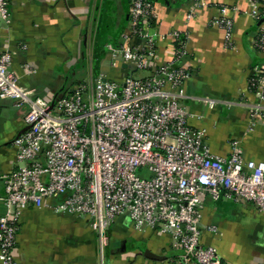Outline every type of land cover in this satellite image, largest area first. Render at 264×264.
Listing matches in <instances>:
<instances>
[{
	"label": "built area",
	"instance_id": "built-area-1",
	"mask_svg": "<svg viewBox=\"0 0 264 264\" xmlns=\"http://www.w3.org/2000/svg\"><path fill=\"white\" fill-rule=\"evenodd\" d=\"M199 2L200 0H196ZM236 10V8H235ZM264 0H252L250 14L262 21L253 39L264 57ZM223 6L214 24L232 45L233 19ZM248 13V12H246ZM10 1L0 0V21L10 22ZM150 0H132L129 24L119 47L107 45L110 65L151 70L150 76L109 79L101 74L61 92L52 102L21 85L12 53L0 51V100L25 109L29 127L13 141L18 168L2 176L5 212L0 217V263L20 264L13 256L23 213L51 208L56 213L93 220L101 236L122 216L139 230L170 236L186 264H223L214 246L202 243L204 197L253 204L264 212V161L247 159L237 140L228 157L212 152L207 131L189 122L186 101L215 107L211 97H192L187 38L171 33L175 52L154 64L157 34ZM164 37V35H161ZM127 71V70H125ZM249 89L252 127L264 116V65L254 68ZM206 230L215 235L218 227Z\"/></svg>",
	"mask_w": 264,
	"mask_h": 264
},
{
	"label": "crops",
	"instance_id": "crops-1",
	"mask_svg": "<svg viewBox=\"0 0 264 264\" xmlns=\"http://www.w3.org/2000/svg\"><path fill=\"white\" fill-rule=\"evenodd\" d=\"M9 1L10 22L0 21V51L12 53V68L22 86L53 102L60 92L101 74L118 80L131 74L125 64L111 67L107 45H121L132 0ZM251 2L155 0L156 18L148 31L159 35L152 61L156 65L174 56L171 33L187 38L182 65L193 72L186 83L188 95L219 101L215 107L186 101L194 115L189 122L206 129L212 152L228 157L231 141L237 140L247 159L264 161V116L253 127L249 116L256 102L249 79L255 67L264 65L253 46L261 21L250 14ZM223 6L234 23L232 45L224 29L213 23ZM147 72L144 77L152 73ZM25 113L13 101L0 100V217L5 212L2 176L19 166L13 141L26 128ZM203 199L202 243L214 246L223 264H264V212L253 204ZM209 225L218 227L217 235L206 230ZM148 251L162 260L148 257ZM182 254L170 236L139 230L127 216L117 218L101 236L87 217L33 207L22 215L13 250L20 264H186Z\"/></svg>",
	"mask_w": 264,
	"mask_h": 264
},
{
	"label": "rangeland",
	"instance_id": "rangeland-1",
	"mask_svg": "<svg viewBox=\"0 0 264 264\" xmlns=\"http://www.w3.org/2000/svg\"><path fill=\"white\" fill-rule=\"evenodd\" d=\"M129 73H131V74H129V76H131L133 78H138V79L145 78L144 76H146L148 74L147 70H137L133 66H130V72Z\"/></svg>",
	"mask_w": 264,
	"mask_h": 264
},
{
	"label": "water",
	"instance_id": "water-1",
	"mask_svg": "<svg viewBox=\"0 0 264 264\" xmlns=\"http://www.w3.org/2000/svg\"><path fill=\"white\" fill-rule=\"evenodd\" d=\"M261 23H262V21H261ZM124 66H127V65L125 64ZM53 107H54V102H52V104H51V106H50V109H52ZM28 128H29V127H26L25 129H23V131H22L20 134H18V136L21 135V134H23L25 131H27ZM146 255H147L148 257H150V258H153V259L156 258V259L162 260L161 257H157L156 255L150 253L149 251L146 253Z\"/></svg>",
	"mask_w": 264,
	"mask_h": 264
},
{
	"label": "trees",
	"instance_id": "trees-1",
	"mask_svg": "<svg viewBox=\"0 0 264 264\" xmlns=\"http://www.w3.org/2000/svg\"><path fill=\"white\" fill-rule=\"evenodd\" d=\"M150 1H152V2L154 3L155 0H150ZM184 58H185V57H184ZM184 58H183V59H184ZM183 59L180 60V62L178 63V65H182V63H183ZM60 93H61V92H60ZM60 93H59V94H60Z\"/></svg>",
	"mask_w": 264,
	"mask_h": 264
}]
</instances>
